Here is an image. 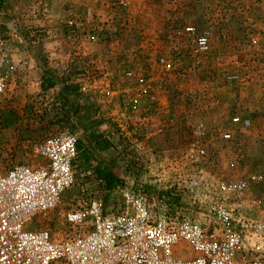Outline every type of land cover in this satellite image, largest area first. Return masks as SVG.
<instances>
[{
  "label": "rangeland",
  "instance_id": "374dc122",
  "mask_svg": "<svg viewBox=\"0 0 264 264\" xmlns=\"http://www.w3.org/2000/svg\"><path fill=\"white\" fill-rule=\"evenodd\" d=\"M188 25L210 33L205 54L182 34ZM0 47L8 76L0 93L2 167L35 166V147L64 132L77 134L83 149L59 206L32 228L57 236L61 214L94 198L120 212V188L144 189L154 210L176 208L155 200L183 185L190 173L183 151L200 127L203 190L256 174L262 183L250 195L261 209L251 208L250 218L264 219V0H0ZM127 71L146 78V97ZM227 73L238 81L227 83ZM235 116L250 126L233 124ZM92 129L105 150L88 147ZM223 131L230 141L220 139ZM100 167L117 186L99 184ZM179 207L196 210L189 201Z\"/></svg>",
  "mask_w": 264,
  "mask_h": 264
},
{
  "label": "built area",
  "instance_id": "2783aa9c",
  "mask_svg": "<svg viewBox=\"0 0 264 264\" xmlns=\"http://www.w3.org/2000/svg\"><path fill=\"white\" fill-rule=\"evenodd\" d=\"M182 34L192 37L196 52L208 51V31L197 33L188 25ZM6 65L0 47V93L8 81ZM125 77L137 84L140 98L149 94L144 76L127 71ZM238 79L237 73L224 76L227 83ZM232 123L250 126L238 116ZM206 135L200 127L183 151L190 171L183 185L170 186L166 196L155 200L178 207L164 202L165 210H154L144 189L120 188V212L108 213L101 199H90L61 214L64 228L57 236L32 228V223L54 211L73 184L78 135L64 132L35 147V166L0 164V264H264V219L250 218L251 208L261 209V201L250 195L261 177L218 179L204 191L206 183L197 167L207 161L202 142ZM220 139L230 141L231 134L223 131ZM184 201L196 210L175 211Z\"/></svg>",
  "mask_w": 264,
  "mask_h": 264
},
{
  "label": "trees",
  "instance_id": "16d2710c",
  "mask_svg": "<svg viewBox=\"0 0 264 264\" xmlns=\"http://www.w3.org/2000/svg\"><path fill=\"white\" fill-rule=\"evenodd\" d=\"M42 87L44 89L51 88L52 83L51 84L49 83V85H42ZM87 136H88V140L91 139L93 141V144L98 151H103L107 148L108 143L106 140H104V139H102V137H100L99 132H97L95 134H93L92 132H89ZM77 149L81 150L80 141L77 142ZM97 174H98V182L100 185L105 186L108 189H112L115 186H117L118 179L115 178L112 173L108 172L105 169V167H100V169H98V171H97ZM174 202H177V199H175Z\"/></svg>",
  "mask_w": 264,
  "mask_h": 264
},
{
  "label": "crops",
  "instance_id": "0c3cea01",
  "mask_svg": "<svg viewBox=\"0 0 264 264\" xmlns=\"http://www.w3.org/2000/svg\"><path fill=\"white\" fill-rule=\"evenodd\" d=\"M88 132H92L93 134H95V133H97L98 131L96 132L95 129H94V130L92 129V130H90V131H88ZM89 140H90V141H89V143H88V147L90 148V150H93V149H94V150H97V149L95 148L94 144H93V141H92L91 139H89ZM81 150L83 151V149H81ZM81 150H78V149H77V153H80V152L82 153ZM90 150H89V151H90ZM97 151H98V150H97ZM84 155H85V153H84Z\"/></svg>",
  "mask_w": 264,
  "mask_h": 264
}]
</instances>
